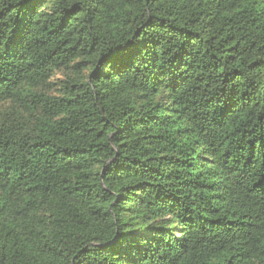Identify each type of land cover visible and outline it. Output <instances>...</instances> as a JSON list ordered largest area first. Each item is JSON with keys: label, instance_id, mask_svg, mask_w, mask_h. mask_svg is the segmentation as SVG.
Returning a JSON list of instances; mask_svg holds the SVG:
<instances>
[{"label": "trees", "instance_id": "obj_1", "mask_svg": "<svg viewBox=\"0 0 264 264\" xmlns=\"http://www.w3.org/2000/svg\"><path fill=\"white\" fill-rule=\"evenodd\" d=\"M0 264H264V0H0Z\"/></svg>", "mask_w": 264, "mask_h": 264}]
</instances>
